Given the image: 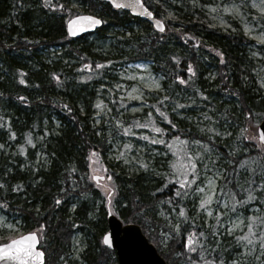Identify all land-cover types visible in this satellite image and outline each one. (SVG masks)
Wrapping results in <instances>:
<instances>
[{
  "label": "trees",
  "instance_id": "obj_1",
  "mask_svg": "<svg viewBox=\"0 0 264 264\" xmlns=\"http://www.w3.org/2000/svg\"><path fill=\"white\" fill-rule=\"evenodd\" d=\"M142 1L164 21L163 32L102 0H47V6L46 0H0V212L20 223L21 234L37 233L44 264H63L60 257L75 231L85 232L84 246L80 261L67 260L70 264H116L114 252L101 241L106 229L103 189L111 191L112 211L123 223L138 224L167 264H226L238 251L231 237L217 242L212 228L201 239L200 227L183 202L184 189L165 163L160 167L157 160H143L147 167L128 172L117 160L106 158L109 138L100 124H93L95 99L105 89L100 84L107 83V70L138 59L153 63L168 90L166 97L157 96L152 108H161L164 99L177 93L181 80L195 100L203 99L194 104L198 111L184 112L182 118L168 107L170 129L185 142L194 135L212 146L221 155L217 167L223 169L216 194L232 197L246 211L251 192L264 217V197L256 189L264 180V155H258L264 146L254 130L264 116V93L255 90L254 71L245 55V46L256 42L233 21L232 30L210 25L199 8L203 0H195L198 7L193 8L185 0H177L180 6L170 0ZM166 4L173 14L164 11ZM79 13L99 17L103 22L94 32L97 41L114 43L96 50V42L87 41L86 35L69 38L66 18ZM39 49L48 50L47 55ZM207 67L216 70L211 80L205 77ZM106 99L113 109L120 104L115 95ZM203 123H213L214 131L196 133ZM141 128L134 119L123 135L145 137ZM6 142L13 144L8 151ZM37 152L45 155L44 162L35 160ZM252 157L259 159L262 171L242 172L239 164ZM90 169L102 173L104 180L93 182ZM182 202L186 218L178 228L156 215L159 208L164 213L182 209ZM259 264H264V256Z\"/></svg>",
  "mask_w": 264,
  "mask_h": 264
},
{
  "label": "rangeland",
  "instance_id": "obj_2",
  "mask_svg": "<svg viewBox=\"0 0 264 264\" xmlns=\"http://www.w3.org/2000/svg\"><path fill=\"white\" fill-rule=\"evenodd\" d=\"M185 1L188 2L190 8L198 7L195 6V0ZM173 2L180 6V1H169V3L174 4ZM202 4L199 8L209 18L210 25L218 26L222 31L232 30L231 22L233 21L239 26L244 35L256 42V44L245 46V55L250 59V68L254 71L257 84L255 90H261L264 93V37L261 36L264 33V12L261 11V9H264V0H203ZM164 11L169 15L174 12L171 6L167 4L164 5ZM86 39L89 42H96L95 46H98L94 48L96 50H100L99 48L104 49L107 45L114 43L112 39L97 41L94 33L86 35ZM49 49L53 51L55 48ZM47 51L45 49L38 50L41 55H47ZM152 65L153 63L149 60L138 59L106 71L107 77L104 80H107V83L102 85L101 82L100 84V87L105 89L103 91L99 90L101 96L95 99L93 114V124H100L109 138L110 146L106 152V158L117 160L128 172L138 171L143 165V160L151 162L154 159L157 160L155 164L160 167H163L165 163L169 174L171 176L174 174L175 178L178 177V181L184 179V173H186L188 179L185 180V185L182 186L185 192L183 202L188 203L187 208L194 215L193 222L200 227V231L203 233L201 239L205 238L203 236H206L212 228L214 230L213 236L218 239L217 242L220 241L222 236L231 237V239L237 241L236 248L238 251L233 253L234 259L226 264H259L261 257L264 256V248L260 246L261 243H264V235H262L264 233V217L261 215V207L253 203L251 199L246 201L244 204L246 211H243L240 205L235 204L232 197L227 198V196L217 195L216 187L223 173V169L217 167L222 162L220 160L221 155H216L212 146H205L204 140L192 135V139L185 142L183 139L175 137L173 133L176 129H170L168 107L172 108L174 117L182 118L184 112L198 111L199 108H194V104L203 102V99H198L196 96L197 100H195V96L190 93L191 91L187 88L186 83H183L182 88L177 90V93L168 97L167 102L165 99L161 102V108H152L151 106L155 104L157 96L164 95L166 97L168 91L162 84L163 75L156 72ZM207 69L205 77L211 80L216 75V70L214 67H207ZM157 84L159 87H156ZM113 95H115L116 101L120 102L115 109L106 99L107 97L111 98ZM97 104H100V107H97ZM205 112L204 110V117ZM161 113H164V115L162 116ZM155 116L160 119L162 124H159ZM134 119L141 124V129L146 132L145 137L147 139L138 135H123V130ZM212 124L204 125L203 123L201 125L202 129H197L195 132L206 134L207 131H214ZM157 127L161 128L162 131H154V128ZM223 128L228 129L227 126ZM256 128L257 125L255 131ZM160 140H163L164 143H159ZM177 141L181 143H177ZM184 142L187 144L186 149ZM125 145L131 147L125 148ZM11 146H13L12 143L6 142L4 150H10ZM258 155H261L260 157L264 155V148H259ZM45 159V155L41 152L35 154L37 162H44ZM258 160L252 157L246 161H241L239 169L242 172L249 170L253 173H257L258 170L262 171ZM190 161L195 164L194 170H189ZM173 165L176 167L173 168ZM262 168L264 169V162ZM91 172L102 174L94 169ZM164 172L161 171V173ZM262 172L264 175V170ZM189 174H191L190 178ZM193 175L196 177L195 180H192ZM189 181H192L190 185ZM262 183H264V180H262ZM179 185L181 184L179 183ZM198 188L202 191H197ZM256 189H259L261 196L264 197V188L258 187ZM108 190H111V188ZM103 192L105 197L109 195L106 189H103ZM208 194L212 196V202L205 205V207H200L201 200ZM184 207L183 205V210H185ZM163 211L162 208H159L156 215L167 218L175 228H178L186 218V215H179L181 209L171 208L168 213ZM253 217L255 219H252ZM249 225H251V231ZM21 231L20 223L17 220L6 217L0 212V240L14 238L20 235ZM83 233L85 232L75 231L73 233L70 245L64 256L60 257V260H64L63 264H70L67 260L80 261V253L84 246ZM241 237L247 238L240 239ZM249 240L252 242L249 243ZM180 264L189 263L181 261Z\"/></svg>",
  "mask_w": 264,
  "mask_h": 264
},
{
  "label": "water",
  "instance_id": "obj_3",
  "mask_svg": "<svg viewBox=\"0 0 264 264\" xmlns=\"http://www.w3.org/2000/svg\"><path fill=\"white\" fill-rule=\"evenodd\" d=\"M102 1L109 3L114 8L126 10L131 15L137 16L140 19L149 22L158 32H162L165 28L164 22L155 17L153 13L143 4L142 0H115V3L113 2V0ZM116 4H120L122 6L116 7ZM87 16H92L100 19L99 17L90 14H80L71 17L66 23V31L70 37H76L85 33L93 32L102 25L101 23L95 26H91L87 20L79 19L81 17ZM157 21H160V25H157ZM261 133H264V117L257 126L258 141L261 144H264V141L260 140L259 138ZM98 178L103 179L104 177L102 175L93 176L94 181H97ZM106 210V231L102 236V243L108 249L115 251L117 264H166L165 261L157 253L154 246L149 243L146 237L141 233L140 228L137 224H123L121 220L111 212L109 202L107 203ZM25 234L27 233H24L22 235ZM105 236L109 238V242L107 243L104 239ZM35 247L36 249L42 251L40 248H38V238ZM43 263L44 255L40 260L34 262V264ZM0 264H5V261L0 260ZM7 264H20V261L10 260L7 261Z\"/></svg>",
  "mask_w": 264,
  "mask_h": 264
},
{
  "label": "snow or ice",
  "instance_id": "obj_4",
  "mask_svg": "<svg viewBox=\"0 0 264 264\" xmlns=\"http://www.w3.org/2000/svg\"><path fill=\"white\" fill-rule=\"evenodd\" d=\"M113 2L115 3V0H113ZM46 6H47V0H46ZM122 5L120 4H116V7H121ZM262 12H264V9H261ZM150 15V13H149ZM79 19H84L87 20L89 22V24L91 26H95L98 24H101L102 21L96 17H92V16H87V17H81ZM157 25H160V21H157ZM162 27V26H161ZM262 37H264V33L261 34ZM222 55V54H221ZM109 63H111V61H109ZM97 68L102 67V65L97 64L96 65ZM188 71L191 73L193 72V69L191 68V66H189ZM179 79V77H177ZM23 82V81H21ZM185 81L181 80V83H184ZM156 87H159V85L157 84ZM97 107H100V104H97ZM159 110V109H157ZM161 115L163 116L164 113H161ZM147 126V125H145ZM127 131V129H126ZM154 131L156 132H161L162 129L161 128H154ZM147 139V137H145ZM260 140L264 141V133H261L260 135ZM29 143H31V141L29 140ZM159 143H164L163 140H160ZM0 147H2V145H0ZM130 145H125V148H130ZM197 155H199V153H197ZM119 158V157H117ZM190 164V168L189 170H194L195 169V164L191 163V161L189 162ZM144 167H147V165H143ZM176 166L173 165V168H175ZM109 180L111 179V177L108 178ZM187 175L186 173H184V179H180L178 181V183L181 184V186L185 185V180H187ZM196 177L195 175H193L192 180H195ZM192 181H189V185L191 184ZM211 183V182H210ZM108 185L105 184V188H107ZM258 187L264 188V183H262L261 185H258ZM197 191H202V189H197ZM109 195H111V192L108 193ZM176 195L179 196L180 195V191L176 192ZM247 199L251 200V199H255V197L252 195L251 192H249ZM58 202V201H57ZM212 202V196L210 194L206 195L204 199L201 200L200 202V207H205V205H208ZM237 203H239V201H237ZM209 214H211L209 212ZM179 215L184 216V210L181 209ZM252 219H255V217H253ZM249 229L251 231V225H249ZM200 235H203V233H200ZM262 235H264V233H262ZM247 237H241L240 239H246ZM105 242H109V238L107 236H105ZM252 241L249 240V243H251ZM37 243V235L34 232H30L27 233L25 235H21L17 238H11L9 240V242L7 243H0V260H4L5 264H7V261L10 260H17L20 261V264H34L35 261L40 260L43 257V252L36 249L35 245ZM189 244L193 243V237L191 235H189V240H188ZM261 248H264V243H261ZM195 248H189V251H195ZM205 264H214L213 261H207L205 262Z\"/></svg>",
  "mask_w": 264,
  "mask_h": 264
}]
</instances>
